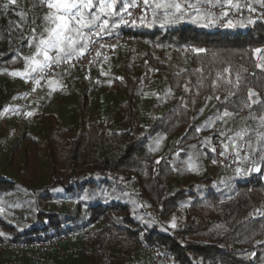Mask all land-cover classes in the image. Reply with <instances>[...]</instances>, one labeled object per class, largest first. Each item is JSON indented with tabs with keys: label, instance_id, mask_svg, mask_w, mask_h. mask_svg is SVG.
Returning a JSON list of instances; mask_svg holds the SVG:
<instances>
[{
	"label": "trees",
	"instance_id": "1",
	"mask_svg": "<svg viewBox=\"0 0 264 264\" xmlns=\"http://www.w3.org/2000/svg\"><path fill=\"white\" fill-rule=\"evenodd\" d=\"M150 2L153 13L159 0ZM36 3L0 0V75L26 68L23 51L35 28L30 24L34 8L40 7H33ZM252 3L264 8V0ZM175 11L156 9L159 14L131 32L158 46L206 51L181 52L190 54V64L169 71L160 95L145 105L149 112L136 107L150 76L146 62L165 67L151 56V46L143 65L134 69L128 62L124 80L113 78L112 89L126 100L114 104L124 107L120 126L110 123V111L89 117L90 94L84 88L74 92L72 82L54 91L57 97L41 98L42 120L52 117V125L25 120L0 164V241L75 230L78 250L65 264H155L137 250L136 242L159 247L179 264H264V172L237 174L211 164L214 137L229 140L237 131L232 124L237 118L257 116L264 134V21L211 27L203 12L181 7L179 21L168 23L176 18L171 15ZM45 15L37 17V33L46 26ZM140 41L134 43L143 45ZM68 73L61 74L69 80ZM237 77L239 88L233 87ZM6 87L0 79V112ZM51 102L53 110L45 114ZM64 107L75 108L76 115L56 117ZM225 110L232 115L223 117ZM217 113L221 119H214ZM256 137L251 130L252 151L264 146L261 136ZM181 208L184 220L172 228L171 217ZM9 257L0 253V264ZM19 264L36 263L26 258Z\"/></svg>",
	"mask_w": 264,
	"mask_h": 264
},
{
	"label": "built area",
	"instance_id": "2",
	"mask_svg": "<svg viewBox=\"0 0 264 264\" xmlns=\"http://www.w3.org/2000/svg\"><path fill=\"white\" fill-rule=\"evenodd\" d=\"M176 2L189 11L196 10L203 12L205 22L211 27H226L229 20L233 24L249 20L253 22L264 21V8L254 6L252 0H231L223 3L201 2L196 5L191 4L187 0H176ZM129 11L132 13L131 17L126 13H122V16L128 20V23H120V20H118L116 22L117 26L114 28L110 27L108 33L101 36L93 35L92 39L96 42L89 46L88 51L81 56L73 55L70 62H61L47 69L48 75L44 80L40 81L39 85L35 83L34 79H28L23 75L13 76L12 74L2 73L0 79L3 82L16 81L22 85L24 91L22 103L12 112L7 111L6 116L10 117L14 114L26 121L32 120L39 107L40 96L47 84L56 79L64 71L79 69L86 72L96 71L101 75L104 73V66L113 58L116 52L120 48L129 49L131 43L136 39L144 41L154 48L158 47L155 42H148L142 36H135L131 32L134 27L152 20V6H144L142 0H139L138 6L129 8ZM222 13H226L227 15H221ZM37 17L35 10H33V20L30 26L34 27L35 23L33 21ZM141 17H144L143 23L140 22ZM132 21H135V23ZM209 21L214 22L209 23ZM92 31L94 32L95 29ZM167 48L169 51L179 52H191L194 49H200V47L192 49L174 46H167ZM32 76L37 77V73L32 74ZM27 112H33V115L29 117L26 115ZM212 152L213 159L219 167L227 168L234 172L239 168L241 170L240 173H244L246 169H251L255 166L264 172V146L252 151L250 140L246 135L240 137L239 145L235 148H230L226 138L216 136L213 140ZM221 152H224L225 155L221 156ZM237 153L239 156H237ZM246 156L248 157L247 160L244 159ZM77 234V231L69 230L48 237H35L26 240H2L0 241V253L10 256L2 264H19L21 260L26 258L32 259L36 264H63V259L66 256L77 252L76 248L66 247ZM125 238L128 239L127 237ZM135 247L143 256L152 259L155 264H179L170 254L164 253L157 246L136 242Z\"/></svg>",
	"mask_w": 264,
	"mask_h": 264
},
{
	"label": "rangeland",
	"instance_id": "3",
	"mask_svg": "<svg viewBox=\"0 0 264 264\" xmlns=\"http://www.w3.org/2000/svg\"><path fill=\"white\" fill-rule=\"evenodd\" d=\"M34 10L37 16L39 15L43 16L44 14H49V12L55 13L56 11L55 8L49 9L47 5H44L43 7L40 6L38 8H34ZM95 10L96 9L94 7L93 11ZM38 22L39 21L36 19L35 25H34L35 29H37L40 26V23ZM35 34H38V33L36 32ZM35 34L31 31L32 36ZM140 42H142L143 45L139 43L136 44L133 41L130 45V48L125 49L127 52H131L133 54L131 58H128V62H131L132 64H134L133 65L134 69L138 67V65L144 64V60L146 61L147 51L151 48L153 52L151 56L157 57L158 60L162 64L165 65V67L155 65V63L151 60L149 62H146L147 64L146 66H149V72H150V76L148 80L146 81L147 84H149V86L146 87V91L143 94V96L140 98L141 101L139 102L138 105H136V107H138V109H141L144 112H149L151 108H148L146 106L151 105L152 102L157 98V95L158 96L160 95L162 88L165 87L166 82H168L169 71L172 70L176 62H179V61L182 62L185 60L190 61V54L181 53L178 51H169L168 48L165 46H158L156 48L151 46V48H149L150 47L149 44L145 43L144 41H140ZM34 51L35 49L33 47H27V49L23 51V55L28 56ZM128 56H129V53H128ZM21 70L23 69H20L21 73H25L26 71H28V68L26 66L23 72ZM124 71L128 73L127 69L123 70L122 68V69L112 71L110 73V76L108 74L105 78H103V75H100L95 71L93 72L90 71L88 72V75L86 74L85 76H83L82 70H79V69L69 70L68 74L71 76V78L69 80L67 79L68 80L67 82H72V86L76 87L73 91L76 93L77 91H80L79 89H82V88H84L87 93L89 92L90 100H91L90 101L91 105H89V108L87 111V113L89 114V117H97L100 114L105 116L110 111L109 112L111 113L110 123L113 125L120 126L122 125V119L124 116V112H123L124 107L122 108V106H115L114 104L123 102L124 95L119 92H116V90H113L112 83L116 82L113 79L115 76L119 78L120 81L124 80V77H125V75H123ZM9 73L12 74L13 72L10 71ZM95 73L98 74L97 78L91 79L90 77ZM87 77H89L90 79ZM100 78H103V79H100ZM64 81H66L65 78L62 79L61 75H59L55 80H52L51 82H49L46 87L48 89L49 88H51L52 90L54 89L52 91L53 92L52 94L54 97H57L58 94L55 93L54 91L56 90L62 91L66 87L64 84ZM94 82H103L102 83L103 87L95 86ZM7 83L8 84L5 90V95L4 97H2L4 108L0 112V164L5 159L7 151L10 149V147L15 142H17V140L19 139L22 129L26 126L25 120L18 117L17 115L12 114L10 117L6 116L7 111L12 112L17 107H19L20 97H22L23 95L22 93H24L22 85L19 84L18 82L7 81ZM151 86H154V87H151ZM155 91L157 92L155 93ZM105 93L107 94L103 96V94ZM162 93L168 97L166 93L164 92ZM42 99H40L39 107L37 108L32 118V121L35 122L38 126L42 124V125L50 127L52 125V122H51V120H53L52 117L50 118L49 116H46V119H47V121L45 120L46 122L42 120V113H41L42 112V106H41ZM80 99L81 98H79V100ZM125 101L126 100H124V102ZM52 105L53 103L51 102V104L45 108V112H46L45 114H48L49 112L53 110ZM59 110L60 111H57L56 113V117L60 119H63L65 117H72L76 115V112H77V110L73 107H68V108L64 107ZM233 127L237 128L236 134L242 133V135H246L247 137L249 136V132L254 129L257 134V137H256L257 139L262 134L261 129L263 127V124H262L261 119L258 118L257 116L251 117L250 120L249 118H246V117L244 118L240 117V118H237L233 122ZM243 128H245V131L243 130ZM212 129L213 128H211L210 131H212ZM241 136L236 135L237 139H240ZM251 142L253 141L251 140ZM213 161L214 159L211 160L212 168L219 167L216 163H213ZM173 218H175V223H179L181 220H184V209L183 208L178 209L174 213V215H172L171 220H173ZM149 260L152 261V259L150 258Z\"/></svg>",
	"mask_w": 264,
	"mask_h": 264
},
{
	"label": "snow or ice",
	"instance_id": "4",
	"mask_svg": "<svg viewBox=\"0 0 264 264\" xmlns=\"http://www.w3.org/2000/svg\"><path fill=\"white\" fill-rule=\"evenodd\" d=\"M138 2L139 0H95V3L94 0H37V3L34 4L33 7L47 5L49 9L55 8L56 11L55 13L49 12V14L44 16L43 19L46 26L40 31V33L35 34L36 29H32V32L35 35L28 38V44L29 47H33L35 51L28 56L23 57L27 63L28 71L25 73L15 71L12 75L26 76L28 79H34L35 83L39 85L40 81L44 80L48 75L46 72L47 69H50L53 65H58L61 62H70L73 55H83L89 50V46L96 42L92 39L93 35L101 36L102 34L108 33L110 27H116L117 23L114 17H119L120 23H128V20L124 19L121 13H126L131 17L132 13L129 11V8L137 7ZM204 2H210V0H204ZM11 3L15 4L16 0H11ZM142 4L151 7L150 0H142ZM3 7L7 8L8 5H3ZM94 7L96 9L95 11H93ZM161 8H174L176 10L171 13V15L176 18L167 21L168 23L178 22L183 16L181 4L177 3L176 0H159L155 5V9H153L154 15L159 14L156 12V9ZM252 10L254 11V9ZM177 13H179V15H177ZM164 15L167 16L169 13L165 12ZM221 15L227 14L222 13ZM132 22L135 23V21ZM140 22H144V17H141ZM213 22L214 21H209V23ZM252 22L253 21L251 20L248 21L249 24ZM33 23H35V20ZM153 23H155V20H153ZM148 26L151 27L152 24L149 23ZM228 26L234 27L235 25L229 20ZM85 29L88 31L86 32ZM93 29H95L94 32L92 31ZM194 51L204 52L206 50L194 49ZM255 51L260 52L261 49L258 48ZM257 67L262 66L257 65ZM224 71L227 72L228 69H224ZM32 73H37V77H33ZM230 83L232 82L230 81ZM233 87L239 88L238 77L236 83L233 84ZM185 90L187 91V87ZM231 94L233 93L230 92L229 95ZM248 95L251 97L254 93L249 90ZM216 99H219V97H216ZM247 106L251 107V105ZM201 111H203V109H201ZM26 115L30 117L33 115V112H27ZM231 115L232 113H229L227 110L223 112V117ZM221 118L222 117L219 113L214 117V119ZM211 123H213V119L208 121L209 125ZM197 131H199V129H197ZM236 135L241 136L242 133H237ZM261 139L264 140V134H261ZM155 144L156 146L159 145V139L155 141ZM213 151H215V149H213ZM220 155L223 156L225 153L221 152ZM237 156H239L238 153ZM244 159L247 160L248 157L246 156ZM160 162L159 159L156 161L157 164ZM213 163H216V161L214 160ZM250 171H261V169L254 166L251 169L245 170V172ZM236 172L239 174L241 170L237 168ZM170 226L172 228L177 227L175 218H173ZM0 235L3 234L0 233Z\"/></svg>",
	"mask_w": 264,
	"mask_h": 264
},
{
	"label": "crops",
	"instance_id": "5",
	"mask_svg": "<svg viewBox=\"0 0 264 264\" xmlns=\"http://www.w3.org/2000/svg\"><path fill=\"white\" fill-rule=\"evenodd\" d=\"M128 52L125 50V49H119L116 54L113 56V58L111 59V61L109 63H107L105 66H104V73L101 74L103 75V78H105L108 74L110 76V73L114 70H118V69H122L123 70L125 69V64L128 63ZM189 61L185 60V61H182L181 63L179 62H176L175 65L173 66L172 70H181L185 67H187L189 65ZM62 79L65 78L66 81L64 82H67V76L66 74H60ZM95 75V74H94ZM98 74H96V76H94V78H97ZM102 77V76H100ZM103 78H100V79H103ZM55 80V79H54ZM8 84V83H7ZM146 87L149 86V84H147L146 82ZM103 87V86H102ZM151 87H154V86H151ZM187 88H190V85L187 86ZM53 90L51 88H45L44 92L42 93V95L40 96V99L41 98H44L46 97L47 95L49 94H52ZM157 91H155L156 93ZM108 93V92H107ZM107 93L103 94V96H105ZM23 94V93H22ZM122 94V93H121ZM198 96H194V100H198ZM22 100H23V95L22 97H20V104L22 103ZM199 101V100H198ZM19 104V105H20ZM232 122V121H230ZM229 122V123H230ZM233 124V123H232ZM215 125V124H213ZM213 128V127H212ZM234 128V127H233ZM237 132V131H236ZM236 132H233L231 134V139H229L228 143H229V146L230 148H235L239 145V139H237L236 137ZM78 237L74 238L73 240H71L67 245L66 247H73V248H76L77 249V239ZM78 250V249H77ZM69 256V255H68ZM67 258V256L63 259V264H65V259Z\"/></svg>",
	"mask_w": 264,
	"mask_h": 264
}]
</instances>
